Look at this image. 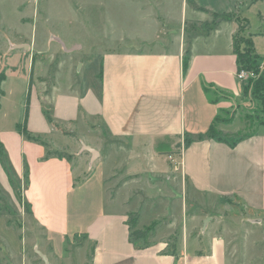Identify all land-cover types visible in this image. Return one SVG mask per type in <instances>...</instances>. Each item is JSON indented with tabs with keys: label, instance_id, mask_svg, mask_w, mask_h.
Masks as SVG:
<instances>
[{
	"label": "crops",
	"instance_id": "crops-1",
	"mask_svg": "<svg viewBox=\"0 0 264 264\" xmlns=\"http://www.w3.org/2000/svg\"><path fill=\"white\" fill-rule=\"evenodd\" d=\"M247 2L182 0L179 31L169 41L175 44L173 51L145 50L137 44L136 48L108 50L100 57L95 77L89 74L82 82L61 86L43 81L42 75L47 76L48 71L42 62H35L26 130L46 141L56 133L70 138L74 145L49 144L73 154L71 160L45 157L46 148L20 132L28 74L17 77L16 84L6 83L7 79L1 82L0 189L15 201L19 195L33 223L27 222L26 229L41 231L51 255L58 259L50 264H64L59 261L62 251V256L71 255L63 250L71 234H76L72 240L84 241L81 264H228L224 236L209 228L200 239L188 232L168 250L160 233L136 243L129 241L130 214L138 215L137 228H144L140 211L126 201L128 193L140 184L135 181L144 165L155 175H167L169 167L162 171L158 162L164 158L168 163V155L181 162L178 175L192 198H234L241 209L261 214L264 225V131L248 133L233 145L216 139H226L224 124L215 121L216 115L233 100L238 108L246 104L247 91L236 77L233 52L238 24L222 16L234 13L249 22L247 15L251 10L256 14L264 0L245 7ZM258 10L264 18V10ZM209 16L214 19L205 22ZM187 22L205 24L186 28ZM260 32H249L253 44V36ZM99 135L110 139L106 143L113 144L112 155H106V149L96 143ZM185 138L190 140L186 147ZM83 144L95 149L97 156L84 149L83 156L75 154L82 151ZM127 152L131 155L126 156ZM126 167L122 186L118 189L117 182L107 186L114 171ZM9 224L0 215L3 253L17 240L21 250L23 242L31 241L23 238L21 227ZM57 246L61 252L56 251ZM43 255L50 259L48 253ZM75 263L73 254L68 264Z\"/></svg>",
	"mask_w": 264,
	"mask_h": 264
},
{
	"label": "rangeland",
	"instance_id": "rangeland-1",
	"mask_svg": "<svg viewBox=\"0 0 264 264\" xmlns=\"http://www.w3.org/2000/svg\"><path fill=\"white\" fill-rule=\"evenodd\" d=\"M165 1L0 0V74H4V80L7 79L6 83L9 84H16L17 77L23 79L28 74L25 79L28 84L33 59L34 63L42 62L44 70L48 71L47 76L43 73V81L63 86L72 81L82 82L89 74V77H95L99 71L100 57L108 50L136 48L137 44L145 50L168 48L173 51L175 44L169 41H173L179 31L182 0ZM250 2L248 0L245 7ZM258 9L264 10V2L256 7V14L255 10H251L247 15L248 25L244 20L239 24V27H247L245 33L240 34L246 45L251 38L248 36L249 32L264 31V21L257 16ZM213 19L209 16L205 22ZM205 22H187L185 26L191 28L194 24L203 25ZM185 26L182 28L186 30ZM203 30L206 28L203 27ZM253 37L256 53L264 56V36ZM32 51H39L41 54ZM255 67L260 74L262 62ZM247 86L250 89L246 93V104L238 108L233 100L230 107L218 116L217 123L224 124L221 126L222 132H225L223 135L228 140L264 131V107L254 93L253 84L248 83ZM47 137H50L47 141L56 147L66 143L74 145V141L59 133ZM98 138L96 143L106 149V155H112L114 151L110 146L113 144L106 143L110 139L104 135H99ZM77 153L83 156L85 151L75 154ZM127 155L130 156L131 153L127 152ZM77 158H74L75 162ZM167 161L168 163L161 158L158 162V168L162 171L169 167L167 175H161V171L160 175H155L149 171L150 166L144 165L143 172L135 181L140 184L132 187L126 200L132 209L140 211V224L152 234L151 238L160 233L168 250L188 232L200 239L209 228L224 236L228 264H264L263 216L241 209L236 199L228 196L192 198L187 183L181 182L179 169L173 168L169 157ZM126 169L127 167L114 171L107 180V186L117 182L119 189ZM5 193V189H0V215L9 221V225L21 227L23 238L30 237L31 241L23 242L22 250L18 240L8 245L5 253L0 252V264L58 262L51 255V246L46 243L43 233L26 229L27 222L33 223L30 222L28 209L22 206L19 195L17 194L15 201ZM75 235H69V243L63 246L67 254L71 253L69 257L64 256V253L62 256L63 251L56 247V251H60L61 258L63 257L59 261H64V264L69 263L73 254L75 264H81L83 260L80 247L84 246V241L79 238L72 240ZM39 252L48 253L50 259L44 260Z\"/></svg>",
	"mask_w": 264,
	"mask_h": 264
},
{
	"label": "trees",
	"instance_id": "trees-1",
	"mask_svg": "<svg viewBox=\"0 0 264 264\" xmlns=\"http://www.w3.org/2000/svg\"><path fill=\"white\" fill-rule=\"evenodd\" d=\"M259 0H251V4L257 2ZM259 18H261L264 21V18L262 15H258ZM215 17V15H214ZM217 17V16H216ZM222 17H227V18H233L237 21L238 24V29L236 32L233 34V52L236 55V64H237V71L240 70H245L253 74V77H248L247 79L243 80V88L244 91H248L250 89L249 86H247L248 83H252L254 87V93L258 96L257 98L260 100L259 103L264 107V56H260L259 54L256 53L255 47L253 44L252 36H250V40L248 41L247 45L244 43L245 40L242 38L243 36L242 33H245V28L243 26L239 27V24L241 23V20H244L246 22V25L249 24L248 21L245 19L240 18L239 16H234V13H227L224 14ZM241 34V35H240ZM261 34L264 36V31L257 33ZM240 35V36H239ZM248 50H247V48ZM259 61V62H258ZM262 62V72L258 74L256 71L255 65L258 63ZM33 65H34V60L32 59V64H31V69H30V76H29V84H28V89H27V95H26V103H25V111L23 115V120L22 123L18 126L20 132L23 134L24 138L30 141H34L37 143L42 144L46 148V154L45 157H51V156H57V157H64L68 160H71L73 158V154H70L65 151H59L52 149L49 142L46 141L45 139L35 136L30 134L26 130V122H27V114H28V101H29V94H30V84L32 83V75H33ZM187 63L186 61L183 63V69H186ZM4 74H0V85L1 82L4 80ZM0 93L1 90H0ZM257 99V100H258ZM219 115H216L215 121H217ZM47 118L50 120L49 116L47 115ZM56 125V124H54ZM212 128V126H211ZM211 131V130H210ZM63 134H69V132L63 131ZM242 137L244 136H238L237 138L233 139H225L221 138L219 136L216 137L217 140L223 141L227 143L228 145H233L237 141H239ZM189 139L185 138L183 141L184 147L189 145ZM2 153L0 154V159H1ZM138 224V215L136 214H130L128 217V226H129V241L136 243L137 240L144 239L147 240L148 237L151 235V233L148 232L147 229H139L137 228Z\"/></svg>",
	"mask_w": 264,
	"mask_h": 264
},
{
	"label": "built area",
	"instance_id": "built-area-1",
	"mask_svg": "<svg viewBox=\"0 0 264 264\" xmlns=\"http://www.w3.org/2000/svg\"><path fill=\"white\" fill-rule=\"evenodd\" d=\"M236 77H237V79L243 81V80L247 79L248 77H253V74L248 72V71H245V70H240V71L236 72ZM168 157L171 160V162L173 163V168L179 169L181 162L179 160L175 159L171 155H169Z\"/></svg>",
	"mask_w": 264,
	"mask_h": 264
},
{
	"label": "water",
	"instance_id": "water-1",
	"mask_svg": "<svg viewBox=\"0 0 264 264\" xmlns=\"http://www.w3.org/2000/svg\"><path fill=\"white\" fill-rule=\"evenodd\" d=\"M74 47H76V46H74ZM88 150L89 152H91V154H92V156L93 157H96L97 156V151L95 150V149H93V148H90V147H88V146H86V145H82V150ZM40 253V252H39ZM40 255L42 256V258L44 259V260H46V258H45V256L43 255V254H41L40 253Z\"/></svg>",
	"mask_w": 264,
	"mask_h": 264
}]
</instances>
